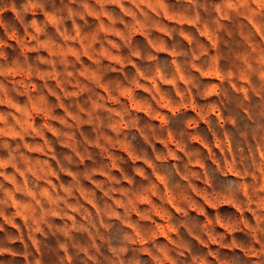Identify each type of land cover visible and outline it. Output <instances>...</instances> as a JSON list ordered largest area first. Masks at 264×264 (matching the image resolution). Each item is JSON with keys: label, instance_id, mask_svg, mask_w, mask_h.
<instances>
[{"label": "rangeland", "instance_id": "rangeland-1", "mask_svg": "<svg viewBox=\"0 0 264 264\" xmlns=\"http://www.w3.org/2000/svg\"><path fill=\"white\" fill-rule=\"evenodd\" d=\"M0 264H264V0H0Z\"/></svg>", "mask_w": 264, "mask_h": 264}]
</instances>
